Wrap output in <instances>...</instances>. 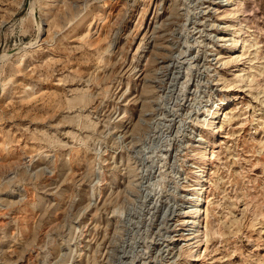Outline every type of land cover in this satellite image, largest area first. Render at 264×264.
<instances>
[{"label":"rangeland","instance_id":"obj_1","mask_svg":"<svg viewBox=\"0 0 264 264\" xmlns=\"http://www.w3.org/2000/svg\"><path fill=\"white\" fill-rule=\"evenodd\" d=\"M0 54V264H264V0H0Z\"/></svg>","mask_w":264,"mask_h":264},{"label":"bare ground","instance_id":"obj_2","mask_svg":"<svg viewBox=\"0 0 264 264\" xmlns=\"http://www.w3.org/2000/svg\"><path fill=\"white\" fill-rule=\"evenodd\" d=\"M29 12L33 14L34 13V9H30ZM39 20H40V18H39ZM4 58H5V54H0V63H1V61ZM225 100H228V98H225ZM210 112L208 113V115H211L210 116L211 124H215L217 122V120H218V117H215V116H217V114H215L213 112L210 113ZM203 123H207V120H203ZM202 173H203V171L201 172V177L203 176V179L200 180V185H198L199 187H195L194 188V191H196L197 194L198 193L199 194L195 197V200H197L196 205H191L192 215H191L190 221L188 222L189 225H191V227L193 229V232L192 233H197L198 232L197 228L200 225L201 218H203L205 216V211L202 209V205H201L202 201H204L203 191H202V185L201 184L204 183V182H206L207 179H206V176L205 175H202Z\"/></svg>","mask_w":264,"mask_h":264},{"label":"water","instance_id":"obj_3","mask_svg":"<svg viewBox=\"0 0 264 264\" xmlns=\"http://www.w3.org/2000/svg\"><path fill=\"white\" fill-rule=\"evenodd\" d=\"M29 1H30V0H27V5H28Z\"/></svg>","mask_w":264,"mask_h":264}]
</instances>
